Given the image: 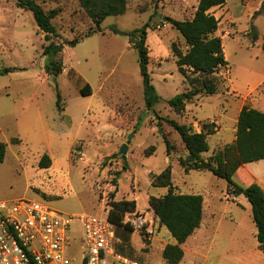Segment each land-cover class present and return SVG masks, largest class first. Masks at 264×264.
Listing matches in <instances>:
<instances>
[{
    "label": "rangeland",
    "instance_id": "obj_1",
    "mask_svg": "<svg viewBox=\"0 0 264 264\" xmlns=\"http://www.w3.org/2000/svg\"><path fill=\"white\" fill-rule=\"evenodd\" d=\"M199 1L128 0L126 13L103 21L104 32L84 37L97 26L80 0H42L46 9L57 11L53 22L59 35L52 41L64 44L58 55L64 70L55 75L48 70L51 57L44 51L51 40L33 13L18 7L16 0H0V70L12 69L0 74V143H6L0 200L25 197L47 201L67 214H109L112 199L134 198L155 232L151 240L135 233L130 245H122L125 251L119 250L143 264H168L164 248L177 240L155 216L149 199L168 192L153 186L152 177L172 164L181 188L187 182L195 192L221 195L213 226L198 253L183 264H250L247 250L257 242L251 211L245 212L224 191L225 179L209 171L184 170L179 159L186 155L185 144L167 119L193 124L197 131L204 122H215V133L208 137L210 151L204 154L208 157L235 141L236 117L244 101L264 108V0H227L214 9L229 65L218 73L217 94L193 97L179 114L168 101L179 94L186 97L191 86L178 69L173 45L183 51L187 46L164 17L192 18ZM148 21L149 69L161 96L151 110L145 103L139 53L129 36ZM76 37L82 38L78 44H66ZM83 78L92 84L93 94L82 95ZM45 154L51 158L49 168L40 166ZM236 223L243 236L235 233ZM68 254L73 264H83L82 242L74 239Z\"/></svg>",
    "mask_w": 264,
    "mask_h": 264
},
{
    "label": "trees",
    "instance_id": "obj_2",
    "mask_svg": "<svg viewBox=\"0 0 264 264\" xmlns=\"http://www.w3.org/2000/svg\"><path fill=\"white\" fill-rule=\"evenodd\" d=\"M163 1V0H158ZM227 0H200L197 10L192 18L180 20L168 17V23L181 32L187 49L183 51L176 44L173 52L179 71L191 86L190 92L184 98L181 94L171 98L168 102L177 113L186 110L187 102L196 96L215 95L219 91L221 79L219 71L229 65L225 54L223 38L218 35L221 19L218 18L213 8L222 7ZM17 6L31 11L41 31L51 42L44 46V51L51 57L48 66L49 72L58 75L64 70L62 59L58 55L63 52L64 44L52 41L53 36H58V28L53 19L57 16L55 9H46L42 0H16ZM81 6L89 17L92 18L97 28L88 31L84 37H89L97 32H104L103 21L108 16H119L127 11L128 0H80ZM259 11H262L260 8ZM149 21L142 27L129 32L130 41L139 53L140 71L143 77L144 96L146 107L151 110L161 101L149 69L150 49L147 44ZM111 29L118 32L116 26ZM83 37V38H84ZM82 38L76 37L66 44L75 46ZM12 70L4 68L0 74ZM84 79V78H83ZM84 96L93 94V86L84 79L81 88ZM58 106L62 109V95L58 94ZM169 124L182 137L185 144L186 155L179 159L186 172L191 170L211 171L215 176L227 181V192L230 195H244L252 205L253 220L258 227L257 239L260 248L264 249V189L253 183L247 187L239 185L234 174L245 163L264 159V111L245 105L238 117L236 139L233 143L222 149L215 150L206 157L210 151L208 137L215 133V122H204L201 131H197L193 124L181 123L175 119H167ZM167 147L171 146L166 139ZM6 143H0V160L5 157ZM51 158L45 154L40 166L51 167ZM152 185L165 187L168 192L164 195H152L149 199L150 208L155 216L165 225L177 240L176 244H168L163 255L168 264H179L184 257L182 244L198 229L203 220V196L201 194L177 193L173 182V165L169 164L161 173L153 175ZM118 190L116 189V192ZM136 199H112L110 202L109 218L116 226L117 236L121 239V251L124 245H130L135 230L126 220L128 213H136ZM85 264V263H84Z\"/></svg>",
    "mask_w": 264,
    "mask_h": 264
},
{
    "label": "built area",
    "instance_id": "obj_3",
    "mask_svg": "<svg viewBox=\"0 0 264 264\" xmlns=\"http://www.w3.org/2000/svg\"><path fill=\"white\" fill-rule=\"evenodd\" d=\"M126 220L142 239H152L155 230L147 213H128ZM76 225L82 232L83 264H143L119 250L121 239L108 212L67 214L25 197L0 200V264H73L68 250L78 238Z\"/></svg>",
    "mask_w": 264,
    "mask_h": 264
},
{
    "label": "crops",
    "instance_id": "obj_4",
    "mask_svg": "<svg viewBox=\"0 0 264 264\" xmlns=\"http://www.w3.org/2000/svg\"><path fill=\"white\" fill-rule=\"evenodd\" d=\"M214 9L215 8H213L212 11H214ZM260 82H258V83H260ZM245 105H249L251 107H255L257 109H260V110L264 111V108L261 107L259 104L255 103V102L254 103L250 102L248 100V101H244L242 103L241 108L239 110V113H240L241 109ZM239 113H238V115L236 117L235 133L237 131V121H238ZM210 120H213V119H210ZM235 137H236V134H235ZM209 172H211V171H209ZM174 179L175 178H174V170H173V182H174L175 190H176L177 193H182V194H201L203 196V208H204V211H203L202 224L186 240V242H184L181 245L183 250H184V257H183V259L181 261V264H183L186 260H188V258L191 256L192 253H194V254L198 253L199 244L202 242V238H203L204 234L206 233V231L210 227L213 226V224L215 222V219H216V216H217V211H216L215 205L218 203L219 198L221 199V195L220 194L218 195L217 192H212V191H209V190L202 191V192H200V191L195 192V190H194V188L192 186H187V182L184 185V187L181 188V185L177 184ZM234 179L239 185L247 187V186H249V185H251L253 183H258L264 189V159L257 160V161H252V162H248V163L243 164L236 171V173L234 174ZM224 191H227V186H226ZM234 201H237V203L242 204L244 206L243 207L244 211L245 212H250L251 211V215H252V213H253L252 212V205H251L250 201L244 195L236 196V199H234ZM137 211L142 213V211H140L138 209V207H137ZM252 219H253V216H252ZM251 227H252L251 228V231H252L251 233L256 238L257 232H258V227H257V225L251 226ZM234 229H236L235 233L237 235H241V236L244 235L242 232L240 233L238 231L239 230V225L237 223H236ZM135 233H137V232H134V234ZM74 235L76 237H78L77 240H80L81 239V235H82L81 229L79 231L76 228ZM133 235H132V238H133ZM132 238H131V241H132ZM247 251L250 254V259H251L250 264H264V249L260 248V244H259L258 239H257V242H255L254 246L251 247V249L247 250Z\"/></svg>",
    "mask_w": 264,
    "mask_h": 264
},
{
    "label": "water",
    "instance_id": "obj_5",
    "mask_svg": "<svg viewBox=\"0 0 264 264\" xmlns=\"http://www.w3.org/2000/svg\"><path fill=\"white\" fill-rule=\"evenodd\" d=\"M164 20H168V17L165 16L164 17ZM125 34H128V31L124 32ZM183 97L185 98V95H183ZM127 150H128V145L127 144H124L121 148V152L125 155L127 153ZM126 158V156L124 157Z\"/></svg>",
    "mask_w": 264,
    "mask_h": 264
}]
</instances>
